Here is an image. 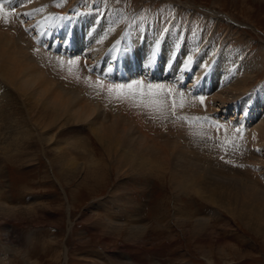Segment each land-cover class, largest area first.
Listing matches in <instances>:
<instances>
[{
	"label": "rangeland",
	"instance_id": "374dc122",
	"mask_svg": "<svg viewBox=\"0 0 264 264\" xmlns=\"http://www.w3.org/2000/svg\"><path fill=\"white\" fill-rule=\"evenodd\" d=\"M0 5V34L9 39L16 34L12 44L25 45L30 62L38 69L46 68L50 80L57 79L54 88L62 80L67 87L78 85L80 100L90 97V105L86 104L95 105L96 110L88 120L69 126L80 132L68 140L73 134L63 133L67 112L52 122L50 114H37L41 103L35 105L29 109L30 121L40 137L36 132L27 137L33 147L13 160L0 150V207L11 210H0L4 264H264V233L250 230L236 215L195 193L183 190L179 194L168 173L139 174L132 167L115 164L89 128L95 116L110 124L133 108L138 128L146 122L140 115L158 116L165 107L173 118L181 116L173 107L187 96L198 102L207 126L199 125L203 132L196 133L191 118H184L185 141V136L168 135L162 129L166 125L153 124L163 130V140H184L179 142L185 157L177 163L167 159L166 167L175 163L180 168L178 163L187 165L190 156L198 158L197 162L191 158V164L195 161V168H201L196 170L206 175L210 186L232 188L247 183L249 191L255 188L264 201V141L251 136L264 119V102L260 105L257 99L264 89V0H0ZM100 35L102 45H96ZM165 47H171L169 63ZM141 49L147 51L146 57ZM183 50L184 55L195 51L193 60L184 58ZM224 57L232 61L228 73L236 79L229 83L221 73L224 69L218 67ZM199 69L203 74L193 81ZM210 72L216 77L213 85L207 84ZM237 73L243 76L241 82L247 79L242 83L244 92L235 96L227 91L225 106L215 101L219 91L240 82ZM19 102L17 106L25 108V98L19 97ZM245 114L250 119L244 121ZM18 116L23 121L26 114ZM46 122L54 125L45 127ZM134 129L133 138L140 140L142 133ZM3 131L0 142L12 136L9 130ZM79 139L87 141L91 152L73 147ZM194 150L196 154L189 155ZM62 151L70 152L77 162L63 168L56 160Z\"/></svg>",
	"mask_w": 264,
	"mask_h": 264
},
{
	"label": "bare ground",
	"instance_id": "6f19581e",
	"mask_svg": "<svg viewBox=\"0 0 264 264\" xmlns=\"http://www.w3.org/2000/svg\"><path fill=\"white\" fill-rule=\"evenodd\" d=\"M37 5H40L39 2L36 4V7H38ZM39 13H41V12L39 11ZM14 33H15V31H14ZM15 35L16 34H14L13 37ZM87 35H88V32H86V36ZM13 37L10 36V39H9V37L7 38V37L3 36L2 34H0V135H1V132L3 130H9V132L12 135V136H10L9 139H5L4 142H2V141L0 142V150L2 149V153L5 156H7V160H13V159L22 158L21 151L26 150V149H29L30 150V148L33 147V143L31 142V140H28L29 138H27V137L31 136L36 131H40L37 128H34L35 126L33 127V124H32L33 122L30 121V119L33 118L32 117L33 114L30 116V113H29L30 110L29 109L30 108L35 109V105H38V104L41 103L40 105H41L42 109H41V107L39 108V107L36 106L37 108H39L37 114L38 115L39 114H41V115H43V114H46L47 115L48 114V116L50 114L51 115L50 120L52 122L53 121H56V119H58V118H61L67 112V114H68V117L67 118L68 119L66 118V120L63 121L64 122L63 123V127L66 126L65 131L63 133L73 134V136H70V138H67L68 140L69 139L72 140L73 137H74V135H76L77 133L80 132V130H78V129H74L72 127H69L70 125H72L75 121H82V120H85V119L88 120L89 117H91L93 114H96L95 113L96 112L95 105H94L95 103L93 104L94 106H92V105L91 106H88L86 104V103H88L87 100L90 98L89 96H88L89 97L88 99L86 98L87 100H85V99L80 100V97L82 96L80 92H82V90L79 88L78 85H76V84L73 83L71 86H68L67 87V86L64 85V84L67 83V81L65 80V83H64V80H62L64 84L63 83L62 84H58V85H56L57 88H54L53 85H55L54 82L57 79L55 78V80H54L52 78L54 81L53 80H50V77L48 76L49 72L46 74V70H45L46 68L43 69L44 70V72H43L42 67H40L38 69L35 66V64H33L32 62H30L32 60L29 58V55L26 53L27 52V49L24 47L25 45L24 46L22 45L21 47L17 45L18 48H19L18 49L15 46V44L14 43L12 44V42H11V40H12ZM101 42H102V38H101V35H100L95 40V44L98 45L100 43L102 45ZM167 49H168V51H167ZM164 50L166 52L165 53V56H166L167 60H169L168 61V63H169L170 62V55H171V52H172L171 51V47L170 48L165 47ZM184 51L185 50H183V52H182L183 55L185 54ZM167 53H168V56H167ZM193 53H188L187 52V54L184 55V58H187V56H189L188 59L194 58L195 56L192 57V55H195V53L194 54ZM147 54H148L147 51L144 52L142 50V55L144 57H146ZM152 58L153 57L151 56L148 60H152ZM228 59L229 58L224 57V58H222V59H220L218 61L219 62L218 64L221 65V66L218 65V67H222L224 69V72H221V71H219V72H221V73L224 74V80H226L227 83H229V81L232 82V81H235L236 80V79L232 78L233 73H231V74L228 73L229 68L233 65L232 64V61H230ZM197 63H198V61H197ZM69 64L72 66L71 63H69ZM48 69H49V67L47 68V70ZM53 71H55V70H52L51 73H53ZM71 71L72 70H70V74L73 72V71L72 72ZM56 73H57V70H56L55 74ZM200 74H203L202 69L200 70L199 74H197L194 77L193 81L194 80H198L197 78L200 77ZM240 74L237 73L235 76L240 75ZM75 77L77 78L76 75H75ZM81 77H82V75H81ZM206 77H207V80H208L207 81L208 82L207 84H212L213 85L212 82L215 83L216 80H214V79L216 77H215L214 73L210 72ZM209 77H211V78H209ZM239 77L240 76H237V78H238L237 80H239L240 82L238 84H236V86H233V87L230 86L231 88L229 87L230 89H228V90H227L228 87L227 88H224L223 87L224 88V89L222 88L223 90L219 91L215 95V97L213 96L215 98V101H219L221 104H223L225 106V104H228L226 102H229L228 101L229 98H227L228 96L226 94L227 91L230 92V94L231 93H235V96L241 94L240 92L243 91V88L242 87H244V84H246V82H247L246 80L247 79L244 77L245 78L244 81L241 82V80L239 79ZM241 77H243V76H241ZM86 82H88V81H86ZM95 82H97V81H95ZM98 83H97V86L100 84V83L99 84ZM242 83H244L243 86H242ZM191 84H193V83H191ZM212 85H210V86H212ZM232 85H234V83H232ZM88 86H90V85H88ZM58 87L61 90H58L59 89ZM99 87L102 89L101 86H99ZM100 88H98V89H100ZM119 88H120V86H119ZM89 89H91V88H89ZM89 89H86V91L89 90ZM94 90H95V88H94ZM155 90H156V88H155ZM261 93H262L261 97L260 98H257V99H259L258 100V103L260 105H262L263 102H264V89H263V91ZM85 94H86V92L84 93V95ZM107 96L109 98V101H111L110 100V97H109V94ZM132 96H133V94H132ZM19 97H24L25 98V102H26L25 108L24 107L23 108H19L18 107V106H20L19 105L20 102L18 103ZM44 97H47L45 100H48V101H44L43 100ZM121 97H123V96H121ZM134 97H135V95H134ZM182 97H183L182 100H179L178 101L179 107L178 106L177 107L176 106H174V107L172 106V107L175 108L178 111V113L176 111H174L178 115L185 116V117L182 116L183 118L181 116H177V115H176V117L173 118L172 117L173 113H169L168 110H167V107H165L164 109L161 107L163 110H161L162 112L160 111L161 113L158 114V116H151V115H149L148 118L146 116V113L145 114L142 113L143 115H140L138 113L139 111H141V109H140V110L137 111V113H138L137 118L140 115V117L142 119L141 121H143V122L146 121V122L143 123V124L141 122L142 125L140 124V126L138 128L136 126V124H138L139 122L136 123V120H135L136 118L134 116H132V114H133L132 111L134 110V108H133V110L130 111L132 114L129 113L128 110H127V112L129 114H126L127 113L126 112L125 114H123L124 116L118 115V117H117L116 114H115L116 119L114 120L113 123H110V124L103 123L102 120H101V118H100V116L97 117V118L95 116L94 117V122H91L92 124H90L91 127H89V128H90V130L93 131L94 135L96 136V138L100 142V147L102 148V151L108 157H111V159L115 161V164H117L119 166H122V167L123 166L132 167V168L136 169L139 172V174L140 173L141 174H145V175H147L148 173L154 174L155 173L154 171H157V170H159V172L160 171H163L165 173H168V174H170L171 182L173 183V187L177 191H180L179 194H181L183 190L188 195H190L191 193H195V194L201 196L202 197L201 199H205V200L211 201V202L219 205V207L222 206L223 208L226 209V211L228 213L233 214V215H236L250 230H252V231H254L256 233H264V201L262 199L263 197H261L260 194L257 193V191H256L255 188L253 189L254 191L251 190V192H250L249 191L250 188H251L250 184L247 185V183L246 184L244 183L245 186L243 184H242L243 186H241V183L242 182H240L239 184H237V182L236 183L233 182V183L237 184L238 186L243 187V188H246L248 190H245L243 188L240 189V187H235V186L232 187V188H230V187L225 186V184H217V185H215L216 183L210 186V184H207L208 182L206 183V181H205V179H207L206 178V175L205 174L204 175H201V173L199 172V170L198 171L196 170L198 167L195 168L196 167L195 166L196 163L193 164L195 161L191 164V160L193 161V159H195L194 157L190 156L193 159L190 158L191 159V160L189 159L190 163H187V165H185L186 163L183 162V161H182V163L181 162L178 163L179 166H180V168L175 163H173V160H176V163H177L178 162L177 161L178 158H180V157L181 158L182 157L184 158L185 157L184 154H183L184 152L183 153L181 152L182 144L183 143L181 144L179 142L181 140L178 141L177 139H176L177 141H175V139L170 140V137H169L168 140H166V139L163 140L164 135H162L163 133L162 134L160 133V132H163V130L161 131V130L157 129V128H160V126L159 127H156L157 125L156 126H153V124L159 123V124L166 125L165 127L162 125L163 126L162 129H164V130L167 129V132L169 133L168 135L171 134L172 137H175L174 135L175 134H178V136H177L178 139L179 138L181 139L182 136H185L184 133L186 131V128H185L186 126L184 124V118H186V117L187 118L188 117L191 118L190 121L194 124V126H195L194 127V130L196 131V133L199 132V133L202 134V132H203V130L201 129V127L199 125H203V126L205 125V126H207L206 123L203 124V122H202V117H204V115H203L204 113L203 112L202 113L199 112L200 109H202V108H199L200 105L197 104L198 102H196L194 99L187 98V96H186V98L184 96H182ZM179 98H181V95H180ZM237 98H238V96H237ZM184 99L187 101L186 103H184ZM164 100H166V99H164ZM93 101H95V100H92V102ZM161 102H162V100H161ZM113 103H111V105ZM128 103H131V102H128ZM128 103H126V105ZM139 103L141 104V102H139ZM162 103L164 104V101ZM207 103H208V101H207ZM109 104H108V106H109ZM154 104H155L154 105L155 107H159V106H156L157 103L154 102ZM169 104H171V103H169ZM71 105H74L73 106L74 109H69ZM135 105H137L136 102H135ZM165 105H167V104L165 103ZM119 106H121V104ZM110 107H113V105L110 106ZM110 107H109V109H110ZM124 107H125V105H124ZM170 107L171 106H169V108ZM219 107H221V106H219ZM146 108H147V106H146ZM173 108H172V111H173ZM32 109H31V111H32ZM98 109H99V107H98ZM181 110H185L184 113L181 112ZM120 111H123V110L120 109ZM144 111L147 112L146 110H144ZM124 112H125V109H124ZM186 112H189V113L187 114ZM22 113H25L26 114L25 117L23 116L24 117L23 121L20 120L22 118L21 117L19 118V116H18L19 114L22 115ZM33 113H35V112H33ZM246 113H247V111H246ZM119 114H121V113H119ZM148 114H150V113H148ZM56 115H58L57 118H55ZM71 115H74V118L75 119L74 118L72 119V116ZM16 116H18V117H16ZM247 116L248 115L245 114L244 116H242V119L244 121L247 120L246 118L250 119ZM215 117H216V115H215ZM48 120H49V118H48ZM47 122H46V124H47ZM147 122L148 123L150 122V124H147L146 125ZM52 125H54V123L49 122L45 127L52 126ZM167 126H168V128H167ZM134 127L136 129H139L140 132L142 133L141 134L142 136H141L140 140L139 139L138 140H135V138H133L134 132H132L131 130ZM229 128L231 129V126L230 125H229ZM235 128L238 129L239 127H235ZM136 129H134V130H136ZM194 130H193V132H194ZM151 131H153L154 134L152 136L151 135L149 136L148 134L151 133ZM6 132L8 133V131H6ZM164 132H166V131H164ZM251 132H252L251 136L252 135L253 136H256V137H254V139L257 138V140L259 142L260 141H264V119H262L261 120V123L259 125H256ZM36 133H38V132H36ZM188 133L186 132V134H188ZM2 135H4V134H2ZM38 136L40 137V134L39 133H38ZM46 136H45L44 139L49 140V137L47 138ZM253 136H252V138H253ZM5 137H6V134H5ZM149 137H150V139H149ZM7 138H8V136H7ZM187 139L188 138L186 137L185 141H187ZM190 139L192 141V137H190ZM200 140H202V139H200ZM76 141H78V140H76ZM183 141H181V142H183ZM197 141H198V139H197ZM189 144L191 145V147H193V141H192V144L190 142H189ZM186 145H188V143ZM87 146H88V143L84 139H79L78 142H76L75 144H73V147L76 148V149H78V150L79 149H81L83 151L85 150L86 153L87 152H91V150ZM216 146H217V143H216ZM196 147H198V146H196ZM210 147H211V145H210ZM185 149H186V147H185ZM193 149H197V148H193ZM193 149H190V150L193 151ZM205 150H207V149H205ZM205 150H203V151H205ZM192 151H191V153L188 152L189 155H191V154L194 155L197 152L196 150H194L195 153H192ZM199 151H200V149H199ZM4 155H2V156H4ZM200 155L201 154L199 153V155H197V156H200ZM89 157L91 158V161L95 164V161L96 160H94L95 159L94 156L91 155ZM172 158H173V160L171 162V163H173L172 166L171 167H166L168 165H166V162L165 161L167 159L170 160ZM5 159H6V157H5ZM196 159H198V158H196ZM56 160L58 162L62 163V167L63 168H65V166L66 165H69L70 163L71 164H74V163L77 162V161L75 162V160L73 159V155L70 154V152H68V153L66 152L65 153L64 151H62L60 154L57 155ZM209 161H210V159H209ZM209 161H207V163H209V165H210V162ZM109 162H110V159H109ZM196 162H197V160H196ZM169 163H170V161H169ZM201 163H202V161H201ZM204 168L207 169L208 167L205 166ZM198 169H201V168L199 167ZM209 169H207V170H209ZM210 171H211V169H210ZM210 171H209V173H210ZM240 172H239V174H241ZM68 174H70L69 171H68ZM74 176H75V173H74ZM74 178H76V177H74ZM244 180H246V177L244 178ZM236 181H238V180H236ZM211 187H213V188H211ZM252 187H253V185H252ZM0 210L5 211V212L7 211V209L6 208H3V207H0ZM8 211L10 212L11 210L9 209ZM3 213H2V215H3ZM15 213H16V211H15ZM17 215H18V213H17ZM137 227L139 228V226H137ZM132 228H134V227H132ZM3 262L4 261L1 259V256H0V264H4Z\"/></svg>",
	"mask_w": 264,
	"mask_h": 264
},
{
	"label": "snow or ice",
	"instance_id": "6c2138e0",
	"mask_svg": "<svg viewBox=\"0 0 264 264\" xmlns=\"http://www.w3.org/2000/svg\"><path fill=\"white\" fill-rule=\"evenodd\" d=\"M3 11V6L2 5H0V12H2ZM7 15V14H6ZM129 87H131V86H129Z\"/></svg>",
	"mask_w": 264,
	"mask_h": 264
}]
</instances>
